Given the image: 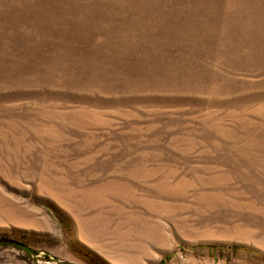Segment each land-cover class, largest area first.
<instances>
[{
    "label": "rangeland",
    "instance_id": "obj_1",
    "mask_svg": "<svg viewBox=\"0 0 264 264\" xmlns=\"http://www.w3.org/2000/svg\"><path fill=\"white\" fill-rule=\"evenodd\" d=\"M0 264H264V0H0Z\"/></svg>",
    "mask_w": 264,
    "mask_h": 264
},
{
    "label": "water",
    "instance_id": "obj_2",
    "mask_svg": "<svg viewBox=\"0 0 264 264\" xmlns=\"http://www.w3.org/2000/svg\"><path fill=\"white\" fill-rule=\"evenodd\" d=\"M14 244H15V245L18 244V246H21V247H23V248L26 249V250L32 251V249H31L29 246H27V245H23V244H19V243H14Z\"/></svg>",
    "mask_w": 264,
    "mask_h": 264
}]
</instances>
